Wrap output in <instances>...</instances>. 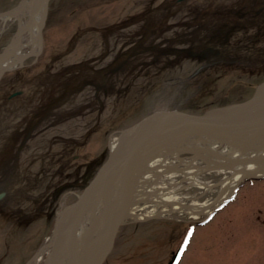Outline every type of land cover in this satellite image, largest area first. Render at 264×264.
Listing matches in <instances>:
<instances>
[{
  "label": "rangeland",
  "instance_id": "obj_1",
  "mask_svg": "<svg viewBox=\"0 0 264 264\" xmlns=\"http://www.w3.org/2000/svg\"><path fill=\"white\" fill-rule=\"evenodd\" d=\"M22 1L0 0V12ZM39 1L22 13L24 22ZM44 9L40 5L36 14ZM19 26L16 16L0 17V52ZM31 36L25 32L24 40ZM212 42L221 55L196 67ZM28 51L36 54L0 80V148L11 147L20 170L8 204L0 207V264H33L58 215L108 157L120 130L154 109L204 112L251 97L264 81V0H50L42 42L20 52ZM172 145L151 159L162 165L158 154ZM168 161L179 168L192 161L190 169L209 163L195 150ZM224 176L219 168H204L197 176L202 185H193L176 170L156 182L143 180L142 187L159 184L178 204L211 203ZM236 187L229 202L219 198L209 213L197 215H159L172 202L141 201L138 212L156 213L126 219L103 264H168L180 245L177 264H264V176Z\"/></svg>",
  "mask_w": 264,
  "mask_h": 264
},
{
  "label": "water",
  "instance_id": "obj_2",
  "mask_svg": "<svg viewBox=\"0 0 264 264\" xmlns=\"http://www.w3.org/2000/svg\"><path fill=\"white\" fill-rule=\"evenodd\" d=\"M49 1L41 0L36 6L38 9L40 5L44 4L45 8L38 27L41 42L42 28ZM19 6L0 12V17H10ZM36 8L31 11V18L35 15ZM18 34H22V32L18 30ZM14 39L0 53V78L16 60L25 59L36 54L31 51L18 54ZM199 131H206L210 134L215 133L221 142L223 140V142L231 143V140H236L237 144H242L244 141H241L234 134L232 135V131L249 134L251 137L256 136L260 131H264V81L258 85L253 95L246 100L204 112L159 108L149 112L127 128V136L124 138L128 142L127 147L121 152L111 151L92 179L77 194L76 201L64 209L65 211L71 208L69 222L60 227L59 220L62 212L58 215L51 240L43 245V249L50 248L45 264H59L57 254L62 242L68 249L67 258L72 264H94L95 259L98 260L96 264H103L112 251L119 229L124 223L136 172L158 150L170 144L168 143V137H178L177 135L181 133V136L176 138L181 140L185 136ZM222 136L227 138L224 140V138H220ZM252 161L255 160H249V162ZM251 176L261 177V175L245 174L239 179V182ZM117 188V200L112 204V192L114 193ZM219 198H221L220 195L214 201ZM93 203L103 205L106 229L101 235L93 238L91 244L81 252L77 244L78 232L83 218ZM102 240H105V244L102 247H97L98 245L95 244ZM177 257L178 253L174 254L169 264L174 263Z\"/></svg>",
  "mask_w": 264,
  "mask_h": 264
},
{
  "label": "bare ground",
  "instance_id": "obj_3",
  "mask_svg": "<svg viewBox=\"0 0 264 264\" xmlns=\"http://www.w3.org/2000/svg\"><path fill=\"white\" fill-rule=\"evenodd\" d=\"M37 1L38 0H25L17 8L14 14L11 15V17L16 16L20 20L19 30L20 32H22V34H17L14 39L16 52H20L18 50H20V48L24 45V42H26L24 40L26 31H29L32 34L29 42H31L35 48L38 45V26L41 20L42 13H35V15L26 22L21 19L22 13L29 10V8H34V5H36ZM233 134L234 136L247 139V141L242 144H234L224 149H220L219 144L222 143L223 140L221 142L219 137H217L215 133L210 134L206 131H199L192 135H187L181 140L176 139L181 136V133L177 135L178 137H168V143L173 144L172 146L174 149H164L158 154V159L161 160L163 164H158L156 161H153L152 159L154 158H152L136 172V182H134L133 184L129 206L125 212V219H145L148 216L154 215L156 213L153 210L147 213L138 212L139 203L143 200H156L159 204L162 203L163 199L164 201L166 200L172 202L171 207H169L168 209L163 208L159 212H157V214L159 215H163L166 212L172 214L178 211H186L193 215H197L201 214L202 212L208 211L209 213L211 211L210 206L212 205V202L202 204L191 203L188 205L182 203L178 204L174 201L173 198L171 199V197L167 198L165 196V192H163L159 184L158 186L148 185L149 183L156 182L158 177L162 174L164 175V173L173 172L176 170L183 171L182 182L185 181L193 185H202V182L197 177L199 173L202 172L204 168H219L225 174L224 179L221 181V200L226 199L231 194V192L239 184V179L243 175H263L264 131H260V133L253 137V140L248 139L251 137V135L249 134L232 131V135ZM126 136L127 134L124 133L118 138H113L110 143L111 150L114 152L123 151L128 144V142L124 140ZM220 138H224L225 140L227 137L222 136ZM182 150H195L198 155H203L206 157V160L209 162L208 165L206 167H201L194 164L193 168L190 169V165L192 163V161H190L187 162V165L189 166L179 168L175 163L168 161L169 155L172 154L176 156ZM242 160L245 161L240 162ZM249 160L255 161L249 162ZM226 172H228V174H226ZM143 180L148 183L145 187H142ZM117 193L118 188L113 193L112 204L115 203V200H117ZM70 209L65 210L61 213V218L59 220L60 227L66 225L69 222L71 215ZM105 229L106 225L104 223L103 205L101 203H93L86 213V216L83 218L78 232L79 236L77 244L80 251L83 252L84 249L91 244L92 239L101 235L102 232L105 231ZM104 244L105 240H102L95 245H98L97 247H102ZM46 250L47 249H42L39 254L35 256L32 263L39 264L41 256ZM67 250V247L64 246L62 242L60 244V250L57 254V262L59 264H72V262L67 258ZM97 262L98 260L95 259L94 264H96Z\"/></svg>",
  "mask_w": 264,
  "mask_h": 264
},
{
  "label": "flooded vegetation",
  "instance_id": "obj_4",
  "mask_svg": "<svg viewBox=\"0 0 264 264\" xmlns=\"http://www.w3.org/2000/svg\"><path fill=\"white\" fill-rule=\"evenodd\" d=\"M201 52L202 54H200V56H202L203 58L201 60H204L206 64H210L209 62L214 60L212 56L221 55V48L217 47L215 42H212V44L210 45L208 44L207 48L203 49ZM9 97L10 99L13 98L11 94ZM6 147L0 148V161H1L0 162V207L1 208L4 205L8 204V200L13 194V187L16 186L17 179L20 178L19 167L18 165H14L16 164L15 162L17 161L16 158L17 154L13 152V150H11V147H9V150Z\"/></svg>",
  "mask_w": 264,
  "mask_h": 264
},
{
  "label": "trees",
  "instance_id": "obj_5",
  "mask_svg": "<svg viewBox=\"0 0 264 264\" xmlns=\"http://www.w3.org/2000/svg\"><path fill=\"white\" fill-rule=\"evenodd\" d=\"M66 166H67V165L65 164L64 167H63V169H64ZM74 170H75V169L67 170V171L65 172L66 177H68V176H69ZM89 179H90V178H87V179L85 178V180L83 179V180H84L83 182H85V184H86V183L88 182ZM66 181H69V180H66ZM57 186H58V185H57ZM66 188H67V189L75 188V185H70V186H67ZM56 191H57V192H56V195L59 194V191H60V190L57 189Z\"/></svg>",
  "mask_w": 264,
  "mask_h": 264
}]
</instances>
